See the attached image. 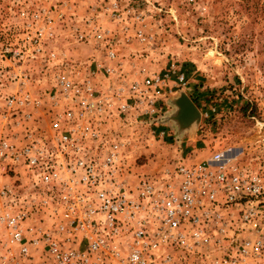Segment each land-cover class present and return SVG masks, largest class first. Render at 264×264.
Returning <instances> with one entry per match:
<instances>
[{"label":"rangeland","instance_id":"374dc122","mask_svg":"<svg viewBox=\"0 0 264 264\" xmlns=\"http://www.w3.org/2000/svg\"><path fill=\"white\" fill-rule=\"evenodd\" d=\"M263 2L0 0V138L20 144L27 131L49 133L58 71L77 82L94 78L102 90L122 79L167 75L160 113L149 120L113 116L107 122L109 133L128 142L124 161L132 179L160 177L179 162L199 160L216 140L238 153L241 166L264 177ZM38 29L43 38L35 43ZM109 48L114 60H107ZM103 66L115 73L105 75ZM181 92L200 112V121L178 138L165 118ZM10 97L23 104L9 109ZM61 110L59 104L56 111ZM24 114L31 119L24 120ZM24 169L0 171V188L11 190L0 197V217L27 212L30 238L50 226L52 206L42 201V188ZM7 242L0 223V252Z\"/></svg>","mask_w":264,"mask_h":264},{"label":"built area","instance_id":"2783aa9c","mask_svg":"<svg viewBox=\"0 0 264 264\" xmlns=\"http://www.w3.org/2000/svg\"><path fill=\"white\" fill-rule=\"evenodd\" d=\"M137 37L145 40L141 31ZM42 38L38 29L35 43ZM106 57L115 59L112 48ZM166 76L102 90L94 78L56 73L49 133L27 131L20 144L0 138L1 173L23 166L32 175L52 206L50 226L28 238L27 212L1 216L8 242L0 264H264V177L241 166L234 149L216 140L199 160L132 179L128 142L105 129L113 116L160 113ZM184 78L176 76L181 85ZM6 103L23 104L15 97ZM10 193L0 188V197Z\"/></svg>","mask_w":264,"mask_h":264},{"label":"water","instance_id":"95a60500","mask_svg":"<svg viewBox=\"0 0 264 264\" xmlns=\"http://www.w3.org/2000/svg\"><path fill=\"white\" fill-rule=\"evenodd\" d=\"M173 112L166 116L165 121L173 122L178 138L186 132L194 130L200 121V112L194 103L184 94L171 100Z\"/></svg>","mask_w":264,"mask_h":264},{"label":"trees","instance_id":"16d2710c","mask_svg":"<svg viewBox=\"0 0 264 264\" xmlns=\"http://www.w3.org/2000/svg\"><path fill=\"white\" fill-rule=\"evenodd\" d=\"M248 1H250V0H248ZM263 4H264V2L262 3L261 9L263 8L262 10L264 11V7H263Z\"/></svg>","mask_w":264,"mask_h":264}]
</instances>
